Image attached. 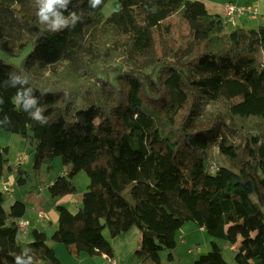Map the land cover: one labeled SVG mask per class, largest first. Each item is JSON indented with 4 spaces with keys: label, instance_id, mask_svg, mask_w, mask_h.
I'll list each match as a JSON object with an SVG mask.
<instances>
[{
    "label": "trees",
    "instance_id": "trees-1",
    "mask_svg": "<svg viewBox=\"0 0 264 264\" xmlns=\"http://www.w3.org/2000/svg\"><path fill=\"white\" fill-rule=\"evenodd\" d=\"M109 1L72 0L83 22L51 34L34 0H0V82L25 73L49 121L29 119L12 102L17 90L0 87V119L12 122L0 129L27 140L35 171L57 158L68 167L48 186L52 199L75 196L81 172L89 178L77 212L56 206L52 241L113 258L110 240L137 227L134 257L162 264L194 223L214 239L194 264H229L224 245L236 247V264H264V26L227 33L197 0H118L106 18ZM91 76L98 85L85 84ZM6 154L0 147V264H63L45 231L19 242L30 207H3L6 174L26 184Z\"/></svg>",
    "mask_w": 264,
    "mask_h": 264
},
{
    "label": "rangeland",
    "instance_id": "rangeland-1",
    "mask_svg": "<svg viewBox=\"0 0 264 264\" xmlns=\"http://www.w3.org/2000/svg\"><path fill=\"white\" fill-rule=\"evenodd\" d=\"M194 1V0H192ZM201 1L202 0H197ZM215 1H223V0H215ZM236 4V3H235ZM245 6V5H244ZM119 10V1L118 0H110L108 4L103 9V14L107 18L109 17L113 12ZM242 19H246V17H243ZM242 19H239L240 21ZM238 20V21H239ZM254 23H248L246 30H251L254 27ZM258 27L254 28L257 29ZM230 30V29H229ZM227 31V30H225ZM14 63H20L21 60L19 59H13ZM66 64H62L59 66L60 71H63L65 69ZM64 67V68H63ZM48 78L50 81H54L53 77L48 75ZM57 80V82H59ZM85 84H91V85H98V80L95 77H90L89 82H85ZM213 110L216 112L214 107L208 109V111ZM0 147L1 148H7L8 154H6V157L9 159V161L12 162L14 158L19 159L22 155H27L29 157V162H27L25 165H23V175L22 177L26 180V184L24 186L19 187L16 185L15 191L16 194L14 196H19L20 194H24V196L28 195V201L26 202L32 203L37 198V190L40 188L45 189V186L52 180H56L59 176H63L64 172L67 171L68 167L65 166L60 158H57L56 160L52 161L50 164H44L39 171H35L33 169V161L31 156V150L32 147L28 144L27 140L20 137L17 134H12L9 132H5L2 129H0ZM21 154V155H20ZM19 155V157H18ZM213 158L212 162V169L214 170L217 166V163L222 162V157L219 155V153L214 150L213 153L210 154ZM18 157V158H17ZM74 183L77 188V192L75 194L76 198H80L83 196V194L87 191V186L89 184V178L85 172H81L76 179L74 180ZM28 191L29 193H26ZM11 197L5 196V199H8ZM21 198V197H20ZM23 198V197H22ZM4 199V200H5ZM32 201V202H31ZM61 202V199L57 200H50L49 202H44L43 206L40 207L41 210L37 213L38 214L44 212L46 215V226L50 227L51 222H55L56 218H58V212L56 210V202ZM65 203H62L64 205ZM30 212V211H29ZM32 218L34 217V213L31 212ZM37 221V219H36ZM38 223L43 222V220L37 221ZM50 222V223H49ZM42 224V223H40ZM105 237L109 238V233L107 230L104 231ZM178 246L173 252L174 256V262L172 264H193L201 255H205L211 251V243L214 241L213 238H211L204 230L200 229L198 226H196L194 223H187L179 232L178 235ZM217 242H220L216 240ZM50 246L53 247L55 245L56 249V255L58 259L63 264H108V259H102V257L95 256L90 257L85 254H83V258L86 261H81V259L77 258L76 256L71 255L66 246L61 243H55L50 242ZM224 257L227 260L229 264H236L235 262V249L233 246L230 245H224ZM161 263L162 264H170L168 261L169 252L168 251H162L161 253ZM120 264H150L149 261L145 260L140 263V261L133 256L129 260L120 261ZM110 263V262H109Z\"/></svg>",
    "mask_w": 264,
    "mask_h": 264
},
{
    "label": "crops",
    "instance_id": "crops-1",
    "mask_svg": "<svg viewBox=\"0 0 264 264\" xmlns=\"http://www.w3.org/2000/svg\"><path fill=\"white\" fill-rule=\"evenodd\" d=\"M202 2L205 4V6H206V8L210 14L220 15L224 20L226 19L225 6L227 3H234V4L236 3L239 6L245 5L247 7L254 8L258 12L256 18H252L248 15L244 16V17H246V19H242L243 16L236 17V25L241 26L245 30H246L245 27H247L248 23H254V26H251L254 28H256V27L259 28L261 26H264V0H223V1L202 0ZM239 19H242V20L240 21ZM224 20H223V24H224ZM234 28L235 27H232L231 25L225 26V30H227L226 31L227 33L232 31ZM254 28H252V29H254ZM18 157H19V155H18ZM20 158L19 159L14 158V160H12V162L10 161V165L14 166L16 168H20L21 173H24L23 165H25L26 163L22 164V165H18ZM15 171H17V169H15ZM65 173L66 172H64V174ZM52 182H53V180L50 181L45 186V189H43V188L38 189L37 190L38 195H37L36 200L33 202L31 201L32 203L28 204L30 207V212L28 213V216L25 219L30 222V226L27 230L23 231V233L21 234V236L19 238V242L21 243V245H27L28 243L33 241L32 231L35 228H38V229L46 232L47 243L49 245H51L50 242H52V236L55 233V231L57 230V223H58L59 217L56 218L55 222H51V223L49 222L51 224V226L47 227L46 226L47 221H45L46 219L40 218L39 214H38V218H37V213L39 210H41L40 207L43 206L44 202H46V201L49 202L50 200H52V201L55 200V199H52V197L48 191V186ZM16 185H17V183H16L15 174L13 172H8L2 180V189L3 190H4V187H10V186L12 187V191L10 193L4 192V196H3V200H2L3 207L7 211L10 210L11 206L17 200H20V201H26L27 200L28 201L29 196L28 195L24 196L23 193L20 194L21 198L19 196H14L16 194V191H15ZM26 193H29V192L26 191ZM5 196L11 197V198L5 199ZM81 200H82V196L80 198H76L75 196H67V197L62 198L61 202H56V201L55 202H56V205L65 203L64 206H66L70 211L75 213L81 207ZM31 212L34 213L33 218L31 216ZM42 213H44V212H42ZM36 219H37V221L43 220V222H40L42 224L38 223L36 221ZM139 240H140V230L137 227H134L131 231L127 232L126 234H122L116 238L111 239L110 241H111V244L113 247V254H114L113 260L115 261V264H120L119 257H120V261H122V259H124L126 261L129 260L133 256L134 250L138 246ZM53 248L56 249L55 245L53 246ZM99 257H102V259L107 258L106 255L99 256ZM77 258L81 259V261H83V262L86 261V260L82 259L83 254H81ZM168 261L170 264H172L174 262V260L170 261L169 259H168ZM108 264H114V263L108 262Z\"/></svg>",
    "mask_w": 264,
    "mask_h": 264
},
{
    "label": "clouds",
    "instance_id": "clouds-1",
    "mask_svg": "<svg viewBox=\"0 0 264 264\" xmlns=\"http://www.w3.org/2000/svg\"><path fill=\"white\" fill-rule=\"evenodd\" d=\"M34 2L37 9V22L48 33L58 34L65 30H73L83 22V12L69 8L72 0H34ZM103 2L104 0H88V5L92 9H97ZM29 83V78L25 73L11 71L7 74V79L0 82V87L15 88L17 91L12 98L14 105L25 112L29 119L45 126L49 123L44 115L45 108L41 106L39 97ZM3 104L4 99L0 95V105ZM11 123V119L6 115L0 119V127L10 126ZM15 260L16 264H32L30 258L23 260L21 256H15Z\"/></svg>",
    "mask_w": 264,
    "mask_h": 264
},
{
    "label": "built area",
    "instance_id": "built-area-1",
    "mask_svg": "<svg viewBox=\"0 0 264 264\" xmlns=\"http://www.w3.org/2000/svg\"><path fill=\"white\" fill-rule=\"evenodd\" d=\"M257 10L251 7H247V6H239L237 4L234 3H227L225 6V16L226 19L224 20V24L225 26L231 25L232 27H236V17L239 16H250L252 18H256L257 17ZM29 161V157L27 155H22L20 160H19V164L18 165H22L25 164ZM4 192L6 193H10L11 190L8 187H4ZM40 218L42 219H46V215L44 213H41L39 215ZM18 225H19V229H20V233H19V238L21 236V234L23 233V231L27 230L30 226V222L25 220V219H21L18 221ZM108 261L110 263H114L115 261L113 260V258L107 257Z\"/></svg>",
    "mask_w": 264,
    "mask_h": 264
},
{
    "label": "bare ground",
    "instance_id": "bare-ground-1",
    "mask_svg": "<svg viewBox=\"0 0 264 264\" xmlns=\"http://www.w3.org/2000/svg\"><path fill=\"white\" fill-rule=\"evenodd\" d=\"M11 191H12V187L10 186V187H8ZM41 213H39V215H40Z\"/></svg>",
    "mask_w": 264,
    "mask_h": 264
}]
</instances>
